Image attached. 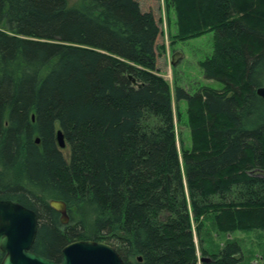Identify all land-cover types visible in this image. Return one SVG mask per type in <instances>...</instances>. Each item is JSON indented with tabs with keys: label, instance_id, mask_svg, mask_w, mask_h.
<instances>
[{
	"label": "trees",
	"instance_id": "trees-1",
	"mask_svg": "<svg viewBox=\"0 0 264 264\" xmlns=\"http://www.w3.org/2000/svg\"><path fill=\"white\" fill-rule=\"evenodd\" d=\"M158 2L0 0V200L37 213L33 251L45 258L92 240L125 264H242L240 240L214 249L208 238L264 231V0ZM164 3L175 37L214 33L200 67L223 85L176 88L193 139L184 166L160 77Z\"/></svg>",
	"mask_w": 264,
	"mask_h": 264
},
{
	"label": "rangeland",
	"instance_id": "rangeland-1",
	"mask_svg": "<svg viewBox=\"0 0 264 264\" xmlns=\"http://www.w3.org/2000/svg\"><path fill=\"white\" fill-rule=\"evenodd\" d=\"M162 1L159 0L158 2L159 12L163 9ZM67 2L69 7H76L81 3V0H67ZM164 9L165 30L160 42L163 41V44L166 45V53H164L165 60L163 58V64L160 66L162 72L160 77L165 79L172 89L173 107L176 118L177 153L184 166L183 151L185 148L192 146L193 139L188 115V104L186 101L176 100V88L180 86L190 94H194L202 86H209L221 90L223 89V85L214 80L206 79L200 67V62L214 52V33L208 32L198 38L181 40L175 37L177 33L176 12L174 10L168 11L165 3ZM63 153L70 160L74 152L67 146L63 149ZM193 231L198 247L196 227L195 229L193 228ZM208 239L210 240V247L214 249L222 248L229 240L233 241L238 239L240 240L244 253L242 264H264V231H237L231 235L217 234L213 231V234ZM198 255H200L199 252Z\"/></svg>",
	"mask_w": 264,
	"mask_h": 264
},
{
	"label": "water",
	"instance_id": "water-1",
	"mask_svg": "<svg viewBox=\"0 0 264 264\" xmlns=\"http://www.w3.org/2000/svg\"><path fill=\"white\" fill-rule=\"evenodd\" d=\"M258 93L264 99V88H260ZM58 139L60 145L64 146L61 131ZM50 205L62 214V222L67 223L66 204L52 201ZM38 229L39 218L36 212L18 203L0 201V252L5 254L1 264H125L115 248L94 241L70 244L64 249L59 263L47 259L33 251Z\"/></svg>",
	"mask_w": 264,
	"mask_h": 264
},
{
	"label": "bare ground",
	"instance_id": "bare-ground-1",
	"mask_svg": "<svg viewBox=\"0 0 264 264\" xmlns=\"http://www.w3.org/2000/svg\"><path fill=\"white\" fill-rule=\"evenodd\" d=\"M260 88H264V86H262V87H260ZM259 88V89H260ZM258 89V90H259ZM258 90H257V93H258ZM258 95H259V93H258ZM260 96V95H259ZM262 98V97H261ZM33 119H35V116L33 117ZM59 131H61L62 132V136H63V139H64V146H61L60 145V142H59V139H58V133H59ZM58 132H57V141H58V145H59V147H60V149H65L66 147H67V143H66V140H65V135H64V133H63V131L62 130H59ZM36 142L39 144L40 143V139L39 138H37V140H36ZM0 201H3V200H0ZM52 201H60V200H52ZM51 201V202H52ZM12 202V201H11ZM51 202H50V204H51ZM61 202H63V201H61ZM14 203H16V202H14ZM65 203V202H64ZM66 204V203H65ZM51 206V205H50ZM67 206V205H66ZM52 208V207H51ZM55 210V209H54ZM35 212V211H34ZM59 213V212H58ZM67 213H68V209H67ZM37 214V213H36ZM61 214V213H60ZM38 216V215H37ZM61 216H62V214H61ZM68 222H69V216H68ZM67 222V223H68ZM63 223V222H62ZM67 223H63V224H67ZM82 241H92V240H81V241H75V242H82ZM75 242H72V243H75ZM94 242H97V241H94ZM72 243H70V244H72ZM101 243H104V242H101ZM70 244H68L67 246H69ZM105 244H107V243H105ZM109 245V244H108ZM66 246V247H67ZM111 246V245H110ZM65 247V248H66ZM113 247V246H112ZM64 248V249H65ZM114 248V247H113ZM116 249V248H115ZM117 250V249H116ZM64 251V250H63ZM118 251V250H117ZM0 253H2V252H0ZM119 253V252H118ZM4 254V253H3ZM120 254V253H119ZM121 255V254H120ZM4 256H5V254H4ZM62 257H63V253H62ZM122 257V256H121ZM48 259V258H47ZM123 259V258H122ZM200 260V259H199ZM203 260V259H202ZM202 260H200V263H202L203 261ZM62 261V260H61ZM140 261H142V258H140ZM206 261H207V259H206ZM125 262V261H124ZM205 262V261H204ZM57 263H59V262H57Z\"/></svg>",
	"mask_w": 264,
	"mask_h": 264
}]
</instances>
